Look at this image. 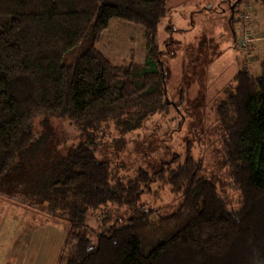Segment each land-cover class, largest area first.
<instances>
[{"label": "trees", "instance_id": "trees-1", "mask_svg": "<svg viewBox=\"0 0 264 264\" xmlns=\"http://www.w3.org/2000/svg\"><path fill=\"white\" fill-rule=\"evenodd\" d=\"M167 2L0 0V194L14 199L18 190L68 217L60 264H264V56L260 75L237 71L216 109L239 209L190 153L126 181L97 157L102 123L125 134L172 104L158 46ZM115 20L143 27V63H118L98 48ZM37 118L70 121L81 141L67 154L47 149ZM155 182L181 198L158 223L142 201ZM109 204L130 216L93 244L88 215Z\"/></svg>", "mask_w": 264, "mask_h": 264}, {"label": "rangeland", "instance_id": "rangeland-1", "mask_svg": "<svg viewBox=\"0 0 264 264\" xmlns=\"http://www.w3.org/2000/svg\"><path fill=\"white\" fill-rule=\"evenodd\" d=\"M242 1L235 6L238 0H168L167 13L158 25V46L166 72V99L172 104L125 134L114 122H104L94 132L98 137L97 157L109 162L112 173L126 181L140 169L154 172L178 157L183 163L190 153L202 163L205 175L216 181L227 207H241L240 193L229 188L230 168L222 150V127L216 109L237 71L253 60L237 41L248 29L242 31L241 24L247 10L258 22L256 31L264 35L262 1ZM98 48L118 63H129L131 59L143 63L144 29L112 21ZM263 56L264 42L254 57L261 61ZM252 66V74L258 75V62ZM33 125L37 138L49 144L47 149L67 154L81 141L78 129L68 120L37 118ZM20 186L24 187L22 182ZM17 192L14 199L0 194V264H60L68 217L60 211L51 213L45 201ZM142 201L155 211L156 223L181 204V198L159 182L151 185ZM129 216L127 207L113 204L89 213V239L95 244L97 233L125 224Z\"/></svg>", "mask_w": 264, "mask_h": 264}, {"label": "crops", "instance_id": "crops-1", "mask_svg": "<svg viewBox=\"0 0 264 264\" xmlns=\"http://www.w3.org/2000/svg\"><path fill=\"white\" fill-rule=\"evenodd\" d=\"M250 13H251V16H250V19H249L250 20L249 23L248 22L246 23V21L245 22L244 21L241 22V24L243 25L242 26L243 27L242 28V31L246 27H248V31H251V33H253L254 35H256L257 36L256 38H258V39H255V41H253L252 43H250L249 47L246 49V51H249V56H251L253 58V60L251 62L248 60L246 63L243 64V66L241 68H244L245 67V68H247V70L250 73H252V69H253L252 63L254 61H256L259 64V67L257 69V73L256 74L260 75V73H261V68H260L261 61L259 60L258 57L255 58L254 56L259 52V50L262 47V43L264 42V35H261V34H259V31H256L257 30L256 28H258V26H257L258 22L256 21V19L254 17V14H253V12L251 10H250ZM236 23L239 24L240 21H237ZM234 34H235V32H234ZM258 75H255V76H258Z\"/></svg>", "mask_w": 264, "mask_h": 264}, {"label": "built area", "instance_id": "built-area-1", "mask_svg": "<svg viewBox=\"0 0 264 264\" xmlns=\"http://www.w3.org/2000/svg\"><path fill=\"white\" fill-rule=\"evenodd\" d=\"M248 13H249V10H247L243 16L246 22L247 20H249V17H250ZM253 38H254L253 33H251V31H248V29H245L244 33L239 36L238 42L240 46L245 47L248 45V43L252 42Z\"/></svg>", "mask_w": 264, "mask_h": 264}, {"label": "water", "instance_id": "water-1", "mask_svg": "<svg viewBox=\"0 0 264 264\" xmlns=\"http://www.w3.org/2000/svg\"><path fill=\"white\" fill-rule=\"evenodd\" d=\"M241 0H238V2L235 4V6L240 2Z\"/></svg>", "mask_w": 264, "mask_h": 264}]
</instances>
